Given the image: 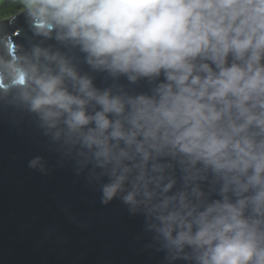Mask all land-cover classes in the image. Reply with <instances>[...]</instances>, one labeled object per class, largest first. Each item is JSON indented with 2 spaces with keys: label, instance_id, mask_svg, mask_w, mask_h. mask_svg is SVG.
Instances as JSON below:
<instances>
[{
  "label": "clouds",
  "instance_id": "clouds-1",
  "mask_svg": "<svg viewBox=\"0 0 264 264\" xmlns=\"http://www.w3.org/2000/svg\"><path fill=\"white\" fill-rule=\"evenodd\" d=\"M19 14L68 51L25 50L0 20V100L107 177L101 203L145 211L171 260L264 264V0H19L6 20Z\"/></svg>",
  "mask_w": 264,
  "mask_h": 264
},
{
  "label": "water",
  "instance_id": "water-1",
  "mask_svg": "<svg viewBox=\"0 0 264 264\" xmlns=\"http://www.w3.org/2000/svg\"><path fill=\"white\" fill-rule=\"evenodd\" d=\"M3 28H23L14 39L25 50L43 43L68 51L55 39L34 35L23 14L13 22L3 19ZM71 54L97 86L113 83L84 61V53ZM119 83L136 91L151 87L147 80L131 84L124 77ZM36 156L44 158L45 171L28 166ZM105 182L92 165L81 166L61 150L37 114L0 100V264H191L170 259L145 211H133L119 196L101 203Z\"/></svg>",
  "mask_w": 264,
  "mask_h": 264
},
{
  "label": "trees",
  "instance_id": "trees-1",
  "mask_svg": "<svg viewBox=\"0 0 264 264\" xmlns=\"http://www.w3.org/2000/svg\"><path fill=\"white\" fill-rule=\"evenodd\" d=\"M18 9L19 0H0V19L16 14Z\"/></svg>",
  "mask_w": 264,
  "mask_h": 264
},
{
  "label": "rangeland",
  "instance_id": "rangeland-1",
  "mask_svg": "<svg viewBox=\"0 0 264 264\" xmlns=\"http://www.w3.org/2000/svg\"><path fill=\"white\" fill-rule=\"evenodd\" d=\"M16 14H14V15H16ZM14 15H11V16H14ZM11 16H6V17L8 18V17H11ZM6 17L5 18H1L0 20L6 19Z\"/></svg>",
  "mask_w": 264,
  "mask_h": 264
}]
</instances>
